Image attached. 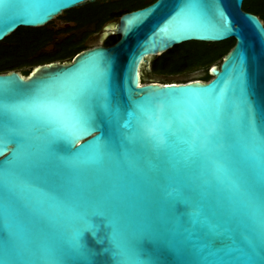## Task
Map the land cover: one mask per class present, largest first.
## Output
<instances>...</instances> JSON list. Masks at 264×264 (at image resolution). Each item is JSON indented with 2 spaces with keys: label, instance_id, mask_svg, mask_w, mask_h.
Listing matches in <instances>:
<instances>
[{
  "label": "water",
  "instance_id": "obj_1",
  "mask_svg": "<svg viewBox=\"0 0 264 264\" xmlns=\"http://www.w3.org/2000/svg\"><path fill=\"white\" fill-rule=\"evenodd\" d=\"M95 1L0 0V43ZM245 1L199 0L226 20L219 31L195 19L175 27L196 16V0H156L120 18L112 46L28 76L0 74V113L7 112L0 116V264H264V28L243 11ZM133 16L144 19L125 32ZM230 39L235 46L210 68L209 82L197 73L142 80L147 58ZM102 65L107 97L121 112L96 107L95 128L78 139L42 106L84 93L104 105ZM36 89L38 97L26 95ZM145 95L165 99L173 130L181 129L166 133L164 150L153 151L128 127L130 103ZM193 106L217 128L203 151L199 143L190 148L193 129L177 122Z\"/></svg>",
  "mask_w": 264,
  "mask_h": 264
},
{
  "label": "flooded vegetation",
  "instance_id": "obj_2",
  "mask_svg": "<svg viewBox=\"0 0 264 264\" xmlns=\"http://www.w3.org/2000/svg\"><path fill=\"white\" fill-rule=\"evenodd\" d=\"M156 0H97L68 10L52 22L37 29L38 36L32 35L29 42L28 62L34 68L51 63H70L81 52L95 46L114 45L120 36L117 34L116 20L133 11L145 8ZM147 4L143 7H137ZM244 12L257 17L264 28V0H246L242 7ZM113 41V42H111ZM111 42V43H110ZM226 55L235 46L236 40L230 39ZM161 56V55H160ZM147 58L140 67V72L151 73L155 61L160 57ZM222 63V62H221ZM221 65V64H220ZM218 65V66H220ZM169 81L172 77H155L154 80ZM183 80L185 76L181 77Z\"/></svg>",
  "mask_w": 264,
  "mask_h": 264
},
{
  "label": "snow or ice",
  "instance_id": "obj_3",
  "mask_svg": "<svg viewBox=\"0 0 264 264\" xmlns=\"http://www.w3.org/2000/svg\"><path fill=\"white\" fill-rule=\"evenodd\" d=\"M194 7L197 10V14L195 17L189 16L185 17L179 21H177L175 27L177 29L186 27L187 24L192 23L195 19L197 22L200 23H206L210 27L219 30L224 31L227 30L228 24L226 20L217 12L215 15V18L208 15L206 12L203 11V5L199 2V0H196V3ZM143 17H129L125 20V32L130 31L134 26L138 25L143 21ZM160 32V40L161 41H167L169 40V32L170 29L163 27L159 30ZM105 68L106 71V65H102ZM107 79L108 74L106 71V77L103 82V88L100 92V97L104 100V105H107L105 107L104 105H98L97 104V98L94 95H90L88 93H84L78 97H74L72 101L64 104L59 105H43L46 110L54 112L56 115H58L63 121H65V127L68 130V133L72 136L78 137L79 139V133L90 131L95 128V108L101 107V109L104 111L105 115L113 114V115H119L121 110H119L115 106H111V101L108 99L106 91H107ZM42 90L36 89L30 94H26L30 97L36 98L41 94ZM0 95H4L3 93H0ZM3 102V101H0ZM6 103V102H5ZM162 103L165 105L166 103L165 99H161L159 97H154L151 95H145V97L139 101H135L130 103L131 110L127 112L128 116V127L132 128L133 125L136 126L140 139L145 140L143 136V125L147 123L148 116H152L155 118L156 116V105ZM166 111L163 113V117L165 121L172 120L171 116L166 115ZM186 115L190 121H194L196 125L201 124L202 122H206V120L199 118V112L195 109L193 106L191 109H185L184 114ZM0 116L7 117V112L0 113ZM181 116V115H179ZM199 118V122H198ZM177 130V129H176ZM176 130H172L170 132L171 135L176 136ZM181 131V129H180ZM135 135V134H134ZM201 137L204 139L203 132H201ZM78 139L74 140L72 142L71 147L74 148ZM98 143H101V138H97ZM209 143V140H208ZM86 146H82L80 148L84 149ZM238 187V185L236 186ZM7 243V241H5ZM7 251V249H6ZM67 252L71 251V248L68 247L66 249Z\"/></svg>",
  "mask_w": 264,
  "mask_h": 264
},
{
  "label": "trees",
  "instance_id": "obj_4",
  "mask_svg": "<svg viewBox=\"0 0 264 264\" xmlns=\"http://www.w3.org/2000/svg\"><path fill=\"white\" fill-rule=\"evenodd\" d=\"M146 5L142 4L137 7ZM75 11L74 9L69 13ZM37 31V29L19 28L0 43V74L11 71L20 72L24 76L30 74L34 65L27 61L30 48L29 40L32 35L34 39L38 36ZM230 45L225 41L222 43L189 42L176 46L162 54L155 61L152 72L142 76V80L144 83H148L159 76L167 78L185 76L184 80L187 81L193 78V74L199 72L194 78L209 82L212 79L210 68L217 61L223 60Z\"/></svg>",
  "mask_w": 264,
  "mask_h": 264
},
{
  "label": "clouds",
  "instance_id": "obj_5",
  "mask_svg": "<svg viewBox=\"0 0 264 264\" xmlns=\"http://www.w3.org/2000/svg\"><path fill=\"white\" fill-rule=\"evenodd\" d=\"M165 105L159 103L156 105V116H148L147 123L143 125V136L146 141L149 142L153 151L164 150L167 146L166 133L173 130L174 122L172 120L165 121L163 113L165 112ZM177 122L180 126L188 127L190 126L193 131L191 133V149H195L196 145L199 143L200 150L203 151L207 145L208 140L212 137L216 131L215 124H209L202 122L196 125L194 121H190L186 115H181L177 117ZM180 128H177L175 134H179ZM201 132H203L204 139L201 138Z\"/></svg>",
  "mask_w": 264,
  "mask_h": 264
},
{
  "label": "rangeland",
  "instance_id": "obj_6",
  "mask_svg": "<svg viewBox=\"0 0 264 264\" xmlns=\"http://www.w3.org/2000/svg\"><path fill=\"white\" fill-rule=\"evenodd\" d=\"M119 22V18L116 20V24ZM221 62H222V59L221 60H219V61H217L216 62V64L215 65H220L221 64ZM196 73H198V72H196Z\"/></svg>",
  "mask_w": 264,
  "mask_h": 264
}]
</instances>
